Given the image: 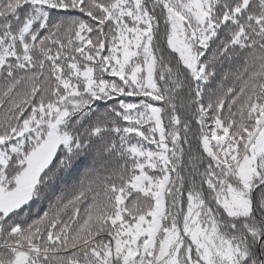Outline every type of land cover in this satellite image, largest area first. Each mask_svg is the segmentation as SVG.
Returning a JSON list of instances; mask_svg holds the SVG:
<instances>
[{"label":"snow or ice","instance_id":"6c2138e0","mask_svg":"<svg viewBox=\"0 0 264 264\" xmlns=\"http://www.w3.org/2000/svg\"><path fill=\"white\" fill-rule=\"evenodd\" d=\"M0 264H264V0H0Z\"/></svg>","mask_w":264,"mask_h":264},{"label":"trees","instance_id":"16d2710c","mask_svg":"<svg viewBox=\"0 0 264 264\" xmlns=\"http://www.w3.org/2000/svg\"><path fill=\"white\" fill-rule=\"evenodd\" d=\"M232 68H233V70H234L235 65H233ZM225 70H228V65H227V64L225 65ZM44 207L46 208V207H47V204H45ZM65 218H67V217H65Z\"/></svg>","mask_w":264,"mask_h":264}]
</instances>
